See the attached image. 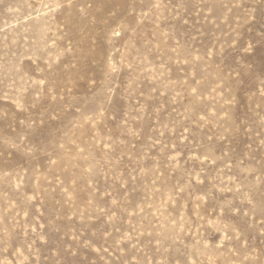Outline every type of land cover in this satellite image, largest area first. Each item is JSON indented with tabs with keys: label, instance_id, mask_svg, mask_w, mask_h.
I'll return each instance as SVG.
<instances>
[{
	"label": "rangeland",
	"instance_id": "1",
	"mask_svg": "<svg viewBox=\"0 0 264 264\" xmlns=\"http://www.w3.org/2000/svg\"><path fill=\"white\" fill-rule=\"evenodd\" d=\"M0 264H264V0H0Z\"/></svg>",
	"mask_w": 264,
	"mask_h": 264
}]
</instances>
